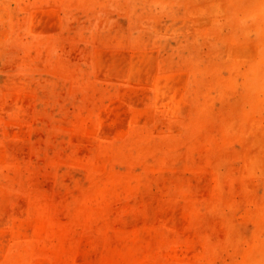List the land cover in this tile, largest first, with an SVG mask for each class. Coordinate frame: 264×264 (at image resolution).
I'll return each instance as SVG.
<instances>
[{
	"label": "rangeland",
	"instance_id": "obj_1",
	"mask_svg": "<svg viewBox=\"0 0 264 264\" xmlns=\"http://www.w3.org/2000/svg\"><path fill=\"white\" fill-rule=\"evenodd\" d=\"M0 264H264V0H0Z\"/></svg>",
	"mask_w": 264,
	"mask_h": 264
}]
</instances>
